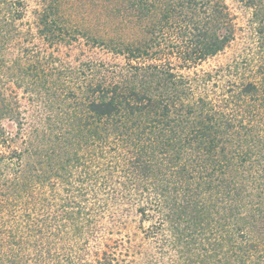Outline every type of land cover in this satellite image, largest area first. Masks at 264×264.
<instances>
[{
	"label": "trees",
	"instance_id": "1",
	"mask_svg": "<svg viewBox=\"0 0 264 264\" xmlns=\"http://www.w3.org/2000/svg\"><path fill=\"white\" fill-rule=\"evenodd\" d=\"M88 2L106 37L78 28L80 0H39L34 34L20 32L25 0H0V264H264V74L213 90L217 75L181 72L234 40L228 5ZM116 24L133 36L115 44ZM21 35L48 49L91 41L123 55L125 74L106 81L22 43L10 57ZM9 84L45 120L27 123ZM127 220L118 257L100 227Z\"/></svg>",
	"mask_w": 264,
	"mask_h": 264
},
{
	"label": "rangeland",
	"instance_id": "2",
	"mask_svg": "<svg viewBox=\"0 0 264 264\" xmlns=\"http://www.w3.org/2000/svg\"><path fill=\"white\" fill-rule=\"evenodd\" d=\"M39 0H25L27 8L26 14L22 20V26L20 29L21 34L26 33L28 30L30 32H34V26L29 21L32 20L33 15L31 12L34 8L37 7ZM228 5V8L234 16L235 23V38L230 43V45L221 53L217 54L214 57L209 58L208 60L203 61L196 67L190 70H183L182 73H199V72H208L211 75H217V78H213L211 83H209V88L213 89L214 80H218L220 86H224L228 80L230 81H259L262 74H264V7L260 1L255 2L254 8H248L246 5V1L240 0H224ZM82 8H83V16L80 14L78 18V28L81 30H90L91 37L103 35L106 37V30L104 28V18L98 12L94 17L91 2L88 0H80ZM105 2V0H104ZM102 4H104L102 2ZM71 13L67 14L70 19L73 21L75 14ZM77 14V13H76ZM108 23L115 24L117 20H109ZM102 25V27H100ZM116 29H113L114 32L108 31L110 38L114 39L115 44L118 42H125V37H129L133 34L125 35V28H117L118 24L115 25ZM120 27V26H118ZM104 28V29H103ZM31 34H34L32 33ZM15 38L16 41H12L9 46L7 55L10 57L16 56L19 52L20 44L23 46H35L36 49H39L44 54H53V58L59 60V62L63 65H69L71 67H78L83 63L92 64L93 68L95 65L99 69H101V77H106V81L112 80L116 78L120 73L125 74V65L127 61L123 57V55H118L112 53L107 50L106 47H100L91 45V41L86 43L85 40L79 38L71 43H62L57 46H53L48 49L45 44L41 40L38 39L37 36L32 35L31 41H27L30 43H26L24 36ZM131 37V36H130ZM19 40V41H18ZM98 64H101L99 67ZM91 67V68H92ZM100 77V78H101ZM262 84V83H261ZM217 92L220 89H215ZM17 95L18 102L20 104V116L27 120L29 123L32 117H35V121L37 120H45L48 116L49 112H47V108L44 107V103H36L34 99L29 98L28 95H23L21 90L15 89L14 85L9 84L6 89V93L14 92ZM52 112L51 114H53ZM34 121V122H35ZM3 126L8 131H17V127L15 124L9 123L7 121H3ZM28 128V127H27ZM23 129H26L24 126ZM122 222H125L123 219ZM264 222V221H262ZM137 221L131 223L130 221H126V227L121 225H101V235L107 234V239H109L110 250L113 248L116 251H113L118 257H121L123 253L120 250L124 251V248L121 247L125 245V228H131V226H135ZM258 230L255 228L252 232H257ZM111 234V235H110ZM121 243V244H119ZM119 246L116 248L115 246ZM89 248L91 252H94L97 249V243L92 242L89 244ZM116 248V249H115Z\"/></svg>",
	"mask_w": 264,
	"mask_h": 264
}]
</instances>
